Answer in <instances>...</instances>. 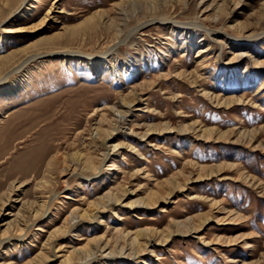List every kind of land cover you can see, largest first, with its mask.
Instances as JSON below:
<instances>
[{
    "label": "rangeland",
    "instance_id": "obj_1",
    "mask_svg": "<svg viewBox=\"0 0 264 264\" xmlns=\"http://www.w3.org/2000/svg\"><path fill=\"white\" fill-rule=\"evenodd\" d=\"M0 264H264V0H0Z\"/></svg>",
    "mask_w": 264,
    "mask_h": 264
},
{
    "label": "bare ground",
    "instance_id": "obj_2",
    "mask_svg": "<svg viewBox=\"0 0 264 264\" xmlns=\"http://www.w3.org/2000/svg\"><path fill=\"white\" fill-rule=\"evenodd\" d=\"M163 21V20H162ZM164 23H172L170 20L169 21H163ZM174 24V26L175 25H177V24H175V23H173ZM181 25V24H180ZM180 25H177V27L179 26L180 27ZM111 51H112V49H111ZM208 51L209 50H203V51H201L200 52V56L199 57H201V58H204L205 56H206V54L208 53ZM109 52V51H108ZM111 53V52H110ZM22 67V66H21ZM21 67H19V69L21 68ZM126 114V112L124 111V112H118L117 113V116H118V118H119V120H121V121H123L124 119H125V115ZM104 156V160L106 161V160H108L109 158H110V153L108 152V150H107V152L105 151V154L103 155ZM73 174L75 173V170L72 172ZM71 176H72V174H71ZM104 201H105V199H104ZM106 209V208H105ZM94 211V210H93ZM91 217V216H90ZM139 238V237H138ZM138 241V239H134L133 240V242L131 243V246H134L136 243H138L137 242ZM140 242V241H139ZM148 242V241H147ZM150 244V243H149ZM101 246L99 245L97 248H95L96 249V253H92V255H91V257H89V258H87V260H92V259H94L95 257H96V254H97V252L99 251L100 252V250H101V248H100ZM90 256V255H89ZM113 255L112 254H109V257H112Z\"/></svg>",
    "mask_w": 264,
    "mask_h": 264
}]
</instances>
